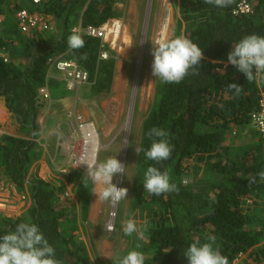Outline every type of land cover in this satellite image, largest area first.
<instances>
[{"label":"trees","instance_id":"16d2710c","mask_svg":"<svg viewBox=\"0 0 264 264\" xmlns=\"http://www.w3.org/2000/svg\"><path fill=\"white\" fill-rule=\"evenodd\" d=\"M243 1L250 5L251 13L236 15ZM121 3L123 0H42L34 5L32 0H0V16L9 21L0 38V106L10 115L2 127L9 135L0 138V182L18 193L27 191L32 201L22 216L0 217V236L14 231L21 222L35 223L61 264H93L86 241L75 235L80 229L79 216L84 220L88 216L92 182L83 181L82 172L63 176L77 187L75 202L73 197L62 198L64 181L57 191L39 177L28 178L31 164L42 152L36 151V143L14 134L28 135L37 126L47 106L38 90L53 57L65 54L87 71L93 95L110 91L114 64L100 60L102 51L112 54L108 47L101 39L82 36L85 46L73 50L67 38L79 24L100 29L111 20H121L123 13L116 9ZM175 3L179 16L174 38L184 35L191 39L204 51V59L178 84L156 79L133 186L132 219L140 226L146 223L147 230L143 238L134 234L135 241L143 246L139 251L145 255V264H189L184 250L195 239L205 242L209 235L216 237V246L229 264L243 255L247 258L239 264H264V180L257 175L264 171V148L260 135L251 129L253 116L262 110L264 73L248 82L228 64L233 44L250 34L264 36V0H234L227 8L204 0ZM24 9L49 16L53 30H32L25 35L16 19ZM85 54L86 59L82 58ZM229 83L242 86L241 93L228 90ZM152 127L164 129L173 147L171 157L160 163L144 155L152 144L147 135ZM235 140L246 145L237 149ZM150 165L168 170L179 192L160 196L145 192L144 173ZM253 177L256 183L249 184ZM184 178L186 185L181 182Z\"/></svg>","mask_w":264,"mask_h":264},{"label":"rangeland","instance_id":"374dc122","mask_svg":"<svg viewBox=\"0 0 264 264\" xmlns=\"http://www.w3.org/2000/svg\"><path fill=\"white\" fill-rule=\"evenodd\" d=\"M123 2L116 5V9L123 13V18L111 20L104 26L106 36L103 38V43L112 53L106 61L114 64L111 89L109 92L95 96L91 89L92 85L83 87L80 90L82 100L76 108L82 118L93 122L98 129L104 147L98 162L117 156V159L126 166V175L118 174L113 182L117 187L129 189L127 199L120 201L115 207L108 201L99 200L95 193H91L87 219L84 220L81 215L79 216L80 229L75 235H81L86 241L93 264L118 263L129 251L143 248L140 245L137 248L134 234L132 236L124 234L122 222L135 218L132 213L133 186L138 162L136 148L140 147L144 120L149 115L155 97L156 78L152 75L151 65L154 57L151 54L153 47L151 42L156 39L174 38L179 16L175 0H123ZM80 26L81 24L77 25L75 30ZM52 73L53 76L62 77V74L54 71ZM60 87L63 88L67 101L72 104L75 94L66 91L64 83ZM65 109L67 107L64 101L54 100L50 108L44 112L48 113V110H51L52 119L63 114L58 110ZM67 119L68 124L70 119ZM235 141L237 149L246 145L245 141ZM59 155L61 156L60 151ZM53 162L55 166L50 165L51 171L46 176L43 174L44 178L41 179L52 184V187L58 191L59 186L65 181L60 175L59 168L63 163L62 159L55 161V157ZM37 171L39 173L40 169ZM82 173L84 178L86 173ZM75 187L76 185L67 183L61 191L62 196L66 191H71L69 197H73L77 202V187ZM99 187L92 182V190L99 191ZM25 197L26 200L20 204L22 208L20 216L32 205L29 194ZM80 206H82L81 202ZM110 222L113 225L112 231L106 228ZM246 258L243 255L240 260Z\"/></svg>","mask_w":264,"mask_h":264},{"label":"clouds","instance_id":"9594fccd","mask_svg":"<svg viewBox=\"0 0 264 264\" xmlns=\"http://www.w3.org/2000/svg\"><path fill=\"white\" fill-rule=\"evenodd\" d=\"M204 3L227 8L234 3V0H204ZM151 43L153 45L151 54L154 57L151 65L152 75L164 84L180 83L189 74V71L197 65L200 66L204 59V51L184 35L171 39H156ZM67 45L70 49L78 50L85 46V41L73 29L67 38ZM233 45V49L228 54V64L243 73L248 82L254 81L257 76L264 73V36L250 34ZM82 58L86 59V54ZM227 88L234 91L236 95L242 91V86L236 83H229ZM261 103L264 104V101ZM147 135L152 138V144L144 152L145 157L157 163L168 160L173 151V147L167 139L168 133L162 128L152 127ZM140 151L141 149L136 148L138 154ZM80 164L87 165L83 181L90 179L94 184L100 186L99 191L95 189L91 191L98 196L99 200L108 201L115 207L120 201L127 199L129 189L117 187L113 182L114 177L118 174L126 175V166L117 159V156L108 157L100 162L95 157L87 160L81 159ZM257 175L261 180H264V171ZM181 182L186 185L188 180L184 178ZM254 183H256V177L249 181V184ZM143 188L145 192L156 196L179 192V187L172 182L168 170L161 171L151 165L144 173ZM122 227L125 235L136 234L137 238H143L147 230L146 223L140 226L135 219L131 218L122 222ZM106 228L108 231H112L113 225L108 223ZM183 255L189 264H229L228 257L223 255L219 247L216 246V237L213 235L207 236L203 243L199 239H195L184 250ZM0 264H61V261L56 258L55 248L45 238L37 224L21 222L17 224L14 231L0 236ZM119 264H145V255L139 250H131L119 260Z\"/></svg>","mask_w":264,"mask_h":264},{"label":"built area","instance_id":"2783aa9c","mask_svg":"<svg viewBox=\"0 0 264 264\" xmlns=\"http://www.w3.org/2000/svg\"><path fill=\"white\" fill-rule=\"evenodd\" d=\"M32 2L34 5H40L42 0H32ZM249 13H251V7L246 1L240 3L235 10L236 15ZM3 19L4 17L0 16V24L3 23ZM16 19L19 28L25 35H29L32 30H37L39 32L53 30L51 18L38 11L29 12L26 9L20 10L16 14ZM76 31L80 33L81 36L98 38L102 41L106 36L104 27L96 29L92 27L82 28V26H80ZM109 58L110 54L106 51L100 53V60L106 61ZM48 67L49 72L46 77V82L38 90V93L49 105L52 100L50 81L55 80L51 75L52 70L62 74L63 81L66 83V88L69 92L78 93L81 88L91 84L89 73L83 70L75 61L67 59L64 56H56L50 59ZM262 101H264V98ZM261 106V112L254 115L252 118L251 127L253 131L260 135L261 143L264 148V104L261 103ZM68 118L70 119L68 138L66 139L63 136L61 139L62 143H60L59 146L61 156L63 157V164L59 167L60 175L62 176L79 172L86 173L87 165H79L81 159L87 160L95 157L98 161L100 152L104 148L101 143L98 129L93 122L86 121L82 118L76 108L69 113ZM70 195L71 191H66L62 198L69 197ZM24 200H26L25 196L21 195L19 198H13L6 195L2 190L0 193V217L18 218L22 210L20 204ZM240 258H242V256ZM240 258L236 261L237 264L240 263Z\"/></svg>","mask_w":264,"mask_h":264},{"label":"crops","instance_id":"0c3cea01","mask_svg":"<svg viewBox=\"0 0 264 264\" xmlns=\"http://www.w3.org/2000/svg\"><path fill=\"white\" fill-rule=\"evenodd\" d=\"M11 1H13V0H11ZM4 8L6 10L7 6L5 5ZM5 26L9 27L8 19H3V23L0 24V38L3 36L4 28H6ZM61 56H64L65 58H67V56L65 54H63ZM53 71L54 70L51 71L52 76H53V73H52ZM48 72H49V69H48ZM47 75H48V73H47ZM53 77L55 79L53 81L54 82L56 81V84L53 86L52 85L53 81H50V83H51L50 91L52 94V100L50 102V105L46 102L47 106L45 109H43V111H42V113H41V115L37 121V126H36L37 128L35 127L36 129L34 128L31 132L28 131L29 132L28 135H26V134L25 135H23V134L19 135L18 133L14 134V136H16V137H20V138L29 140L32 143H36L38 145L37 146L38 148H35L36 151L42 152V155H40V157L37 160L33 161V163L31 164V167L29 169L28 178H32L33 175H34L33 178H37V177L44 178L43 174L46 176V174L49 171H51L50 165L55 166V164L53 162L54 157H55V161H57V159L58 160L62 159V163H63V157L59 155V151H60L59 146H60V143H62V141H60V138L62 136H64L66 139L68 138V136H67L69 134V123L67 124L68 115L71 112V109L73 110L74 108H77L78 103L82 100V97L80 96V90L82 89L81 88L78 91V93L70 92V93L75 94L74 101L72 104H70L67 101V98H65V94L62 90L63 88L60 87L64 83L65 88H66V83L63 81V78L62 77L59 78L58 76H53ZM45 82H46V78H45L44 84H45ZM66 91H68L67 88H66ZM54 100L64 101L66 103L67 109L58 110V112H61L63 114H61L60 117L51 119L52 111L48 110V113L44 112V111H46L47 109L50 108V106L52 105V102ZM0 110H1V113H0V138H1L3 135H9L8 133H6L5 131L2 130V127H4V125L7 123L10 115L6 111H4L2 106H0ZM47 116H48V118H47ZM49 117H50V122H49ZM10 135L12 136L13 134H10ZM56 156H58V157H56ZM49 160H50V162H49ZM38 169H40L39 173L37 171ZM34 171H35V173H34ZM2 190L4 193H6V195H9L13 198H19L21 195L22 196L28 195L27 191L25 193H18L13 186H7L5 183L0 182V193Z\"/></svg>","mask_w":264,"mask_h":264},{"label":"flooded vegetation","instance_id":"af4514ba","mask_svg":"<svg viewBox=\"0 0 264 264\" xmlns=\"http://www.w3.org/2000/svg\"><path fill=\"white\" fill-rule=\"evenodd\" d=\"M112 223V222H111Z\"/></svg>","mask_w":264,"mask_h":264}]
</instances>
